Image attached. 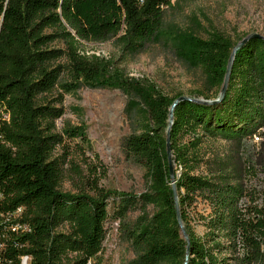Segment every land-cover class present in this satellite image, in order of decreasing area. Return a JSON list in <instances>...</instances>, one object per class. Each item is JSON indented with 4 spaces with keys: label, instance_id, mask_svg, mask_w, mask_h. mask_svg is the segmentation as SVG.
Returning <instances> with one entry per match:
<instances>
[{
    "label": "trees",
    "instance_id": "trees-1",
    "mask_svg": "<svg viewBox=\"0 0 264 264\" xmlns=\"http://www.w3.org/2000/svg\"><path fill=\"white\" fill-rule=\"evenodd\" d=\"M167 6L168 0H0V103L8 112V120L0 121V208L24 206L30 225L24 252L31 264H88L104 238L110 196L118 219L137 202L142 211L148 203L156 208L147 225L127 229L140 248L141 264L264 261V206L242 204L245 189L239 179L204 173L198 152L202 136L239 142L262 133L263 39L250 37L235 49L219 101L182 99L172 108L168 142L172 163L180 169L173 179L187 239L176 221L165 153L168 110L180 94H164L148 79L126 74L111 58L83 49L82 42L113 38L128 54L142 51L158 33ZM234 45L217 32L179 41L180 54L202 67V98L218 95ZM81 87L116 88L143 107L147 122L124 137L122 147L145 167L147 190L103 188L98 181L105 170L95 152L83 167L74 160L76 146L70 140L87 144L84 128L66 123L55 131L64 95ZM132 107H125L128 116ZM78 156H84L82 149ZM67 170L69 181L75 179L74 192L59 189ZM198 197L208 207L197 216L204 227L200 236L188 219Z\"/></svg>",
    "mask_w": 264,
    "mask_h": 264
},
{
    "label": "rangeland",
    "instance_id": "rangeland-1",
    "mask_svg": "<svg viewBox=\"0 0 264 264\" xmlns=\"http://www.w3.org/2000/svg\"><path fill=\"white\" fill-rule=\"evenodd\" d=\"M212 32L228 37L233 43L248 33L264 36V0H168L158 33L142 51L133 55L123 51L113 38L82 44L87 52L111 58L126 74L148 79L164 94L201 97L200 92L206 86L202 67L185 59L178 44L183 38L206 39ZM218 87H214L215 90ZM129 103L134 106L130 116L125 112ZM63 109L55 120V131L60 132L66 123L84 128L87 144L74 138L70 146L75 143L72 153L81 167L84 159L93 161L91 151L97 154L105 170L98 181L100 186L134 194L148 189L145 167L122 147L124 137L139 132L147 122L146 113L136 98L116 88L81 87L64 95ZM260 132L239 142L202 136L198 146L203 159L200 169L204 173L211 171L215 176L228 174L231 181L239 179L245 189L241 200L245 206H264V128ZM80 149L84 151L82 158L78 156ZM59 152L55 149L54 156ZM172 170L173 174H179V167L173 163ZM66 174L59 189L74 192L75 179L72 177L69 181L70 172L67 170ZM195 200L188 210V219L200 236L204 227L197 216L204 215L208 207L199 197ZM114 205L110 196L103 224L104 238L88 264H141L137 259L140 248L127 237V229L147 225L156 208L148 203L142 211L137 202L118 219ZM257 264H264V261Z\"/></svg>",
    "mask_w": 264,
    "mask_h": 264
},
{
    "label": "built area",
    "instance_id": "built-area-1",
    "mask_svg": "<svg viewBox=\"0 0 264 264\" xmlns=\"http://www.w3.org/2000/svg\"><path fill=\"white\" fill-rule=\"evenodd\" d=\"M2 120H8V112L0 103V121ZM2 199L3 194L0 192V201ZM24 216L23 205L10 209L0 208V264H31V255L24 252L26 236L30 232V225Z\"/></svg>",
    "mask_w": 264,
    "mask_h": 264
},
{
    "label": "water",
    "instance_id": "water-1",
    "mask_svg": "<svg viewBox=\"0 0 264 264\" xmlns=\"http://www.w3.org/2000/svg\"><path fill=\"white\" fill-rule=\"evenodd\" d=\"M250 37H260L261 39H263L264 41V36L258 34V33H248L245 34L243 37H241L236 43L235 45L232 47L230 54L228 56L227 62H226V66H225V73L222 79V83L220 85L219 91H218V95L215 98L212 99H205L202 97H194V96H186V95H179L178 97H176L172 103L170 104L169 110H168V123H167V127H166V131H165V153H166V160H167V165H168V173H169V177H170V184H171V190H172V195H173V199L175 202V213H176V221L177 224L180 228V232L181 235L184 237V239H187L186 237V233L184 231L180 216H179V212H178V207L176 204V192H175V185H174V179H173V170H172V159H171V153H170V148H169V142H168V129L169 126L171 124V120H172V108L175 105V103L179 100L182 99H188L191 100L193 102H197V103H204V104H209V103H214L219 101L226 89L227 86V80H228V73H229V69H230V65H231V61H232V57H233V53L235 51L236 48H238L240 45H242L248 38ZM185 264V261L182 263Z\"/></svg>",
    "mask_w": 264,
    "mask_h": 264
}]
</instances>
